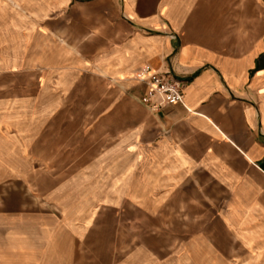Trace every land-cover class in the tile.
<instances>
[{
	"label": "crops",
	"instance_id": "obj_1",
	"mask_svg": "<svg viewBox=\"0 0 264 264\" xmlns=\"http://www.w3.org/2000/svg\"><path fill=\"white\" fill-rule=\"evenodd\" d=\"M145 64L181 82V104L152 114L144 86L109 81ZM82 65L137 104L105 107L100 200L72 179L33 203L16 73L39 67L63 95ZM0 67V264H165L145 225L167 226L172 264H264V0H0ZM113 108L136 115L116 127ZM82 154L93 168L72 176L94 178L95 140Z\"/></svg>",
	"mask_w": 264,
	"mask_h": 264
},
{
	"label": "rangeland",
	"instance_id": "obj_2",
	"mask_svg": "<svg viewBox=\"0 0 264 264\" xmlns=\"http://www.w3.org/2000/svg\"><path fill=\"white\" fill-rule=\"evenodd\" d=\"M40 69L33 66L16 73V103L22 105L24 100L30 102L33 122L30 144L31 176L16 178V183H24L23 180H26V183L28 181L32 185V200L35 203L44 200L45 194L42 191L46 188L55 190L58 183L68 184V181L72 179L79 182L94 179L96 199L100 200L103 196L105 179L102 175L103 162L101 161L105 145L104 132L107 130L104 125L105 107L111 105L134 107L137 102L130 97L121 99L114 93L110 94L103 76L89 70L87 65L81 66L78 80H70L69 85L63 89V95H60L61 93L55 95V92L59 91L55 81H49L48 84L45 81L38 82L41 77ZM5 78L1 77V79ZM109 81L115 82L123 89L126 88V84L132 82V80ZM2 83L3 80H1ZM46 105L60 107L58 111L47 112L44 107ZM66 106L73 108L74 112L63 111ZM126 111L121 113L119 108H113L108 114L116 127L119 126L121 115H136L134 108H131L130 112ZM63 123L66 125L63 126ZM93 140H95L96 176L94 178L72 176L74 174L72 171L75 169L93 168L92 164L89 166L87 157L82 154ZM21 147L24 148L23 143ZM105 228L109 229L111 226H105ZM153 229L155 228L152 225L144 226V249L154 252L153 256L147 253L149 261L172 264L169 256L166 255L168 252L167 226H164L161 232L165 234V240H159V234L153 233L157 230ZM225 263L232 264L230 261Z\"/></svg>",
	"mask_w": 264,
	"mask_h": 264
},
{
	"label": "built area",
	"instance_id": "obj_3",
	"mask_svg": "<svg viewBox=\"0 0 264 264\" xmlns=\"http://www.w3.org/2000/svg\"><path fill=\"white\" fill-rule=\"evenodd\" d=\"M174 38L173 34H170ZM129 80L144 86L145 93L138 101L150 113L157 114L167 106L182 103V84L166 73L154 70L150 65H143Z\"/></svg>",
	"mask_w": 264,
	"mask_h": 264
}]
</instances>
